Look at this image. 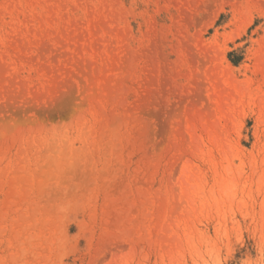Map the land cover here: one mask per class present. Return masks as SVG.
I'll return each instance as SVG.
<instances>
[{
    "label": "rangeland",
    "instance_id": "1",
    "mask_svg": "<svg viewBox=\"0 0 264 264\" xmlns=\"http://www.w3.org/2000/svg\"><path fill=\"white\" fill-rule=\"evenodd\" d=\"M0 264H264V0H0Z\"/></svg>",
    "mask_w": 264,
    "mask_h": 264
}]
</instances>
